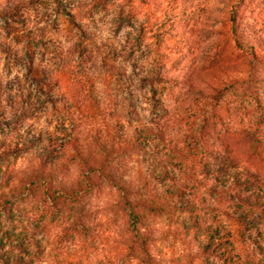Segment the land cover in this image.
I'll use <instances>...</instances> for the list:
<instances>
[{"label": "trees", "instance_id": "16d2710c", "mask_svg": "<svg viewBox=\"0 0 264 264\" xmlns=\"http://www.w3.org/2000/svg\"><path fill=\"white\" fill-rule=\"evenodd\" d=\"M114 1L102 0L101 7ZM126 2L131 19L136 0ZM245 2L228 0L222 27L212 29L220 39L213 40L199 70L182 77L169 75L170 70L162 72L161 37L156 39L157 48L148 51L140 73L133 77L149 90L154 110L167 108L165 99L173 97L174 87L189 86L196 95L192 100L179 98L181 106L168 123L158 114L150 121L139 120L142 106L131 110L133 99L123 98L125 112L112 113L110 122L99 121L100 127L94 122L87 130L72 126L60 149L55 146L51 151L35 137L21 142L0 139V222L17 199L33 196L64 217L61 242L79 243L76 251L85 257L93 253L105 224L121 222L118 233L123 240L107 264H160L147 228V222L157 218L180 226L176 236L192 234L196 250L191 256L199 264H264V170L247 160L249 167L226 149L217 153L214 143L222 120L220 108L230 92L242 90L264 112L255 93L264 81L260 77L264 39L241 20ZM80 9L69 4L66 11L75 27L82 29ZM141 29L145 33L143 23ZM91 39L86 33L73 41L66 72L69 98L87 112L107 106L98 89L102 73L95 71L87 46ZM227 46L232 50L226 54ZM136 52L134 47L123 49L121 54L126 55L121 59L128 63ZM34 79L43 90L45 79ZM174 120L187 124L175 132ZM242 137L254 151L259 148L253 128L244 130ZM130 154H142V159L129 162ZM25 156V168L13 176L6 165ZM103 195L104 200L95 203ZM1 232L0 227V264H44L43 255L37 256L24 243L14 248Z\"/></svg>", "mask_w": 264, "mask_h": 264}, {"label": "rangeland", "instance_id": "374dc122", "mask_svg": "<svg viewBox=\"0 0 264 264\" xmlns=\"http://www.w3.org/2000/svg\"><path fill=\"white\" fill-rule=\"evenodd\" d=\"M63 2L0 0L1 140L21 142L35 137L51 151L55 146L60 149L72 126L87 130L88 124L94 122L95 127H100L99 121L110 122L112 113L125 112L127 104L123 98L133 99L131 110L134 106H142L137 113L139 120L150 121L158 114L168 123L174 110L181 106L178 99H194L193 90L189 86L174 87L173 97L164 98L167 108L157 106L154 110L149 104V90L141 87L133 75L140 73L148 51L157 48L159 37L162 72L170 70L169 75L182 77L199 70L211 52L213 40L220 39L213 35L212 29L222 27L228 0H136L135 17L131 19L126 0H115L105 9L101 7L102 0ZM69 4L74 9L81 6L82 29L76 28L67 15ZM242 11L244 24L264 39V0H246ZM142 23L145 33H142ZM86 33L92 37L87 46L94 59V69L102 73L98 84L100 97L107 104L96 110L88 108V112L83 104L69 98L66 78L71 65L72 43ZM132 47L137 50L136 55L126 63L121 59L126 55L121 54V50L130 51ZM225 50L227 54L232 48L227 46ZM34 77L45 79L43 90ZM260 77L264 80V65ZM161 93L165 91L161 89ZM255 93L264 105V81L258 84ZM111 99L114 103L107 101ZM165 109L168 111L166 117ZM220 110L222 120L217 125L214 142L217 153L226 149L225 152H233L236 159L246 164L248 160L252 166L264 170V112L242 90L230 92ZM186 124L174 120L172 128L178 132ZM250 128L257 131L261 142L256 151L242 137V132ZM139 159L142 154H130L126 158L129 162ZM27 160L25 156L6 166L17 177L15 174H21ZM243 161H238L240 168L244 167ZM104 198L105 195L94 201L98 203ZM52 210L39 197L17 199L13 210L0 222L2 236L14 248L22 243L28 245L37 256H44V264H107L112 259L123 240L118 233L121 222L105 224L93 253L85 257L81 251H76L79 243L61 242L64 217ZM147 224L152 251L160 264H199L200 260L191 256L196 250L191 233L176 236L174 231L181 227L158 218ZM218 252L223 255L222 250Z\"/></svg>", "mask_w": 264, "mask_h": 264}]
</instances>
